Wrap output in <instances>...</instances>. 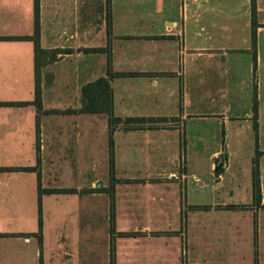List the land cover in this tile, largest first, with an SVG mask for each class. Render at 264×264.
<instances>
[{
  "label": "crops",
  "instance_id": "crops-1",
  "mask_svg": "<svg viewBox=\"0 0 264 264\" xmlns=\"http://www.w3.org/2000/svg\"><path fill=\"white\" fill-rule=\"evenodd\" d=\"M39 3L40 109L34 0H0V264H264V0ZM108 70L153 121L79 111Z\"/></svg>",
  "mask_w": 264,
  "mask_h": 264
},
{
  "label": "trees",
  "instance_id": "trees-1",
  "mask_svg": "<svg viewBox=\"0 0 264 264\" xmlns=\"http://www.w3.org/2000/svg\"><path fill=\"white\" fill-rule=\"evenodd\" d=\"M251 10L252 15L255 14V0H251ZM40 34V3L39 0H34V32L31 36H23L20 38L30 39L33 41L34 45V63H35V88H34V99L33 103L36 104L38 109L41 108V86H40V77L39 72L41 66L44 64L43 56L46 54V50L40 46L39 42ZM252 46H253V55L256 59V31H255V22L253 23L252 30ZM84 51L97 52L105 51L109 53V44L105 47H96V48H84ZM111 72L108 70V76L100 77L92 82H88L82 86V106L79 111L82 113H108L109 114V124L110 126L119 123V122H134V123H145L153 121V118L145 117H134V118H125L115 117L112 115L113 107V98H112V89L109 83V76ZM6 104V103H3ZM11 104V103H8ZM12 104H23L22 102H13ZM254 113H257V96L256 92L254 93ZM59 110H55L58 112ZM112 128H110V140H109V149H110V165L113 167V140L111 137ZM252 169V179H253V194L254 198L257 200L260 199V180H259V169L257 158H254ZM48 191V190H47ZM110 193L111 198H113V188L107 189ZM40 192L42 190L40 189ZM113 207V206H112ZM39 227L41 229V213L39 209ZM40 233V231H39ZM39 241L41 243V236L39 234ZM111 264H113V256L111 257ZM256 264V263H255Z\"/></svg>",
  "mask_w": 264,
  "mask_h": 264
},
{
  "label": "rangeland",
  "instance_id": "rangeland-1",
  "mask_svg": "<svg viewBox=\"0 0 264 264\" xmlns=\"http://www.w3.org/2000/svg\"><path fill=\"white\" fill-rule=\"evenodd\" d=\"M204 169H201V171H203Z\"/></svg>",
  "mask_w": 264,
  "mask_h": 264
}]
</instances>
